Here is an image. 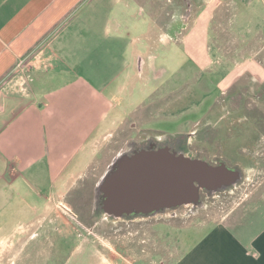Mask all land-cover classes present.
<instances>
[{"label": "crops", "instance_id": "obj_1", "mask_svg": "<svg viewBox=\"0 0 264 264\" xmlns=\"http://www.w3.org/2000/svg\"><path fill=\"white\" fill-rule=\"evenodd\" d=\"M24 60L23 76L17 67ZM192 67L218 92L202 94L200 132L185 133L222 161L195 158L223 163L238 179L211 194L200 191L197 205L203 193L207 219L164 223L191 235L159 237L176 252L155 259L264 264V0H0V251L13 244L1 233L25 211L15 203L21 188L46 190V209L63 222V238L79 239L66 219L73 215L67 194L82 187L99 158L108 166L128 147V138L115 137L131 126V113ZM182 76L183 84L192 80ZM233 87L230 99L256 95L248 124L238 122L246 117L242 109L217 105ZM221 193L241 197L215 216L211 206ZM152 260L144 251L137 262Z\"/></svg>", "mask_w": 264, "mask_h": 264}, {"label": "rangeland", "instance_id": "obj_2", "mask_svg": "<svg viewBox=\"0 0 264 264\" xmlns=\"http://www.w3.org/2000/svg\"><path fill=\"white\" fill-rule=\"evenodd\" d=\"M229 55L235 56L238 60L247 56V54ZM17 70L22 71L23 76L25 75V60L19 63ZM182 73L191 75L192 80L186 81L184 84L181 83ZM201 73L199 69L192 67L173 74L172 80H170L176 84L171 87L162 85L157 89L138 110L131 113V126L128 130L126 128L124 133L116 134L115 138L119 141L128 138L132 144L146 140H163L176 132L178 126H180V130H183L181 134H177L180 137L190 135V133H185L188 129L189 131L198 129L202 125L201 108L205 107L202 94L209 91H211L210 94L218 92L215 88H210L205 80L203 81L204 76ZM233 90L235 87L219 97L216 101L217 105L220 106L224 103L226 110L229 108L242 109L246 117L239 118L238 122L242 125H244L243 123L248 124L250 110L256 107V95L251 91L249 94L247 93L248 96H235L230 99ZM186 98L188 99L186 100ZM189 108L194 109L193 112ZM186 115L189 122H185L187 118H184L185 125H183V121L180 120L183 118L180 116L186 117ZM156 116L159 118L154 119ZM181 139L187 140V143H183L179 152L205 160L208 158L211 162L222 161L220 157H209L207 147L202 145L198 138L197 140L190 136V138L183 137ZM117 147L119 144L114 146V150H117ZM220 152L221 150L218 155L223 156ZM101 163H104V160L101 161L99 158L98 164L90 170L91 175L82 182V187L67 194L68 206L73 211V215H67L66 219L72 222L71 231L79 238L74 241L72 239L71 242H67L62 236L61 230L64 225L60 221L61 219L57 218V213L46 209V204L49 202L45 196L47 191L34 190L30 192L28 190L25 191L27 192L25 194L21 190L24 188H21L19 191L22 194L17 197L15 203L18 208L24 207L25 211L19 209L12 224L1 233V236L7 234L11 237L13 244L7 249V252L6 250L0 251V264H140L137 262L138 255L139 253L143 254L144 251L149 253L154 264H158L159 259L155 258L159 255L155 253L162 252L168 259L170 253L176 252L174 247L170 250L168 241V245H162L159 237L166 239L176 236L188 238L191 235L188 229L175 230L173 225L164 223L186 224L190 221L207 219V213L205 214L200 208L204 203L203 193L200 194L198 205H164L160 207L154 218L136 217L132 220L133 218L125 216L112 217L104 214L101 208L97 207L96 194L93 190L96 178H100L108 167ZM219 196L222 201L215 202V205L211 206V212H214L215 216L232 206L234 201L241 197L238 195L236 198L226 197V193H221ZM50 203H55L52 198ZM196 206L200 208L197 212H195ZM162 226H165L162 232L154 229ZM31 232L33 235L29 236ZM143 240L147 242L145 245ZM79 242H81L80 245Z\"/></svg>", "mask_w": 264, "mask_h": 264}, {"label": "water", "instance_id": "obj_3", "mask_svg": "<svg viewBox=\"0 0 264 264\" xmlns=\"http://www.w3.org/2000/svg\"><path fill=\"white\" fill-rule=\"evenodd\" d=\"M237 179L238 172L223 163L141 148L114 157L97 182L95 196L97 207L109 216H146L164 205H196L201 190L211 194Z\"/></svg>", "mask_w": 264, "mask_h": 264}, {"label": "flooded vegetation", "instance_id": "obj_4", "mask_svg": "<svg viewBox=\"0 0 264 264\" xmlns=\"http://www.w3.org/2000/svg\"><path fill=\"white\" fill-rule=\"evenodd\" d=\"M189 138L190 135H182L180 136H170L168 138H165L163 140H146V141H140L138 143H129L128 147L124 150V151H128L130 152L131 150L137 148V149H147V150H159V149H166L168 152H179L182 149V146L184 145L183 143H187V140H182L181 138ZM136 149V150H137ZM114 159V157H113ZM112 159V160H113ZM103 175V174H102ZM101 175V176H102ZM100 176V177H101ZM100 179V178H99ZM157 216L156 214H152V215H146V216H139V215H127L125 217L128 218H133L132 220H134V218L138 217V218H154Z\"/></svg>", "mask_w": 264, "mask_h": 264}]
</instances>
